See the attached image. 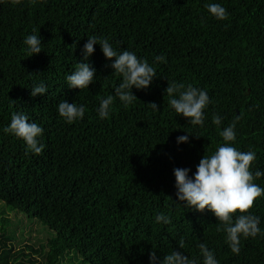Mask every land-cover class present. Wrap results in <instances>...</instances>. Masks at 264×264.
<instances>
[{
  "label": "trees",
  "instance_id": "trees-1",
  "mask_svg": "<svg viewBox=\"0 0 264 264\" xmlns=\"http://www.w3.org/2000/svg\"><path fill=\"white\" fill-rule=\"evenodd\" d=\"M213 2L226 8L227 20L208 13L205 4ZM33 30L43 51L28 57L23 41ZM93 36L118 52H134L156 71L147 90L133 88L137 99L127 107L114 95L122 77L113 74L100 45L89 61L97 70L94 84L67 85ZM41 81L48 92L31 96ZM169 82L207 91L203 127L170 107ZM108 95L112 111L100 119L96 109ZM65 99L85 106L82 120L68 124L58 115ZM17 112L44 129L45 149L26 155L21 139L0 131V200L56 235L39 249H16L3 239L0 264L27 258L42 264L41 256L57 264L72 251L90 264H150L152 251L163 259L174 249L202 264L200 243L219 264H264V237L242 238L239 254L232 253L211 212L178 204L173 173H194L224 143L220 132L238 115L233 146L254 151L252 171L264 172V0H0V130ZM181 135L189 143L178 145ZM254 182L264 188V176ZM249 211L264 230V196ZM158 214L171 223H156Z\"/></svg>",
  "mask_w": 264,
  "mask_h": 264
},
{
  "label": "clouds",
  "instance_id": "clouds-1",
  "mask_svg": "<svg viewBox=\"0 0 264 264\" xmlns=\"http://www.w3.org/2000/svg\"><path fill=\"white\" fill-rule=\"evenodd\" d=\"M205 8L208 13L218 21L228 19L226 8L220 3H207ZM28 57L38 55L43 51V43L40 34L35 30L25 37L23 41ZM95 45H100L104 57L111 61L108 65L114 70L113 74L122 77V81L114 89V95L127 107L137 99L133 88L147 90L157 78L155 69L146 59L138 58L134 52L124 50L116 51L107 39H98L93 36L81 49V57L75 70L66 76V82L70 89H88L94 84L96 68L89 62L95 52ZM157 62H163V56L155 57ZM31 96L44 95L48 92L43 81L34 84ZM169 97L170 107L179 115L188 119L190 125L203 127L205 124V110L211 103L206 90L193 86H185L183 83L169 82L165 89ZM114 96L108 95L100 101L96 109L100 119H106L112 111ZM154 110H158L156 103H151ZM58 115L68 124L82 120L86 108L83 104L61 100L57 105ZM240 120L238 115L229 126L220 132L224 143L220 144L211 155H204L193 173L191 168H174L176 200L184 207L197 212L205 210L211 212L218 221L217 231H222L225 240L232 253L239 254L241 239L264 237L261 229V218L252 214L257 198L264 196V188L254 182V179L264 176L259 170L253 173L252 166L256 161L254 151H241L233 144L237 138L236 122ZM213 123L221 124L218 115L213 117ZM21 139L25 145L26 155L39 156L45 149L42 142L44 129L36 122L30 121L23 112L13 113L10 123L2 130ZM189 143V135L177 137V144ZM238 213V214H237ZM156 223L170 224V217L164 214L155 216ZM179 248L184 247V240L178 243ZM202 264H219L215 253L205 243L198 245ZM150 264H197L184 252L174 249L161 259L155 251L150 253Z\"/></svg>",
  "mask_w": 264,
  "mask_h": 264
},
{
  "label": "rangeland",
  "instance_id": "rangeland-1",
  "mask_svg": "<svg viewBox=\"0 0 264 264\" xmlns=\"http://www.w3.org/2000/svg\"><path fill=\"white\" fill-rule=\"evenodd\" d=\"M55 235V232L39 218L32 217L0 200V244L5 239L10 240L9 244L15 245L16 249L24 248L28 244L39 249L40 245L47 243ZM34 255L39 256V254ZM27 259L23 260V264H32L29 258ZM39 260L42 264H47L46 258L43 259L41 256ZM57 264L90 263L85 262L79 253L72 251L61 257Z\"/></svg>",
  "mask_w": 264,
  "mask_h": 264
}]
</instances>
